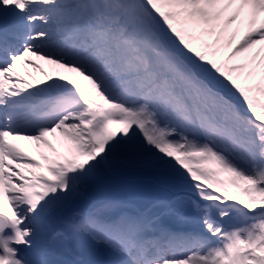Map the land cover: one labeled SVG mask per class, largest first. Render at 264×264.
I'll return each mask as SVG.
<instances>
[{"label":"snow or ice","instance_id":"snow-or-ice-1","mask_svg":"<svg viewBox=\"0 0 264 264\" xmlns=\"http://www.w3.org/2000/svg\"><path fill=\"white\" fill-rule=\"evenodd\" d=\"M0 18V264H264V0Z\"/></svg>","mask_w":264,"mask_h":264},{"label":"rangeland","instance_id":"rangeland-1","mask_svg":"<svg viewBox=\"0 0 264 264\" xmlns=\"http://www.w3.org/2000/svg\"><path fill=\"white\" fill-rule=\"evenodd\" d=\"M3 26V20L0 18V29L2 30ZM38 63H43L39 62ZM46 68H48L47 65H45ZM24 69L21 68V72L23 73ZM36 75H39L38 73H35ZM141 182L140 178H132L127 181L126 186H121L119 188H112V189H104V188H95L93 189L88 198L82 202H80L77 206L87 209L88 207L98 203L99 200L103 199H122L127 200L132 204H136L137 206L141 203H145L146 201L138 196H136L133 192L129 191V188L131 186L138 184ZM156 195H164L162 193H157Z\"/></svg>","mask_w":264,"mask_h":264}]
</instances>
